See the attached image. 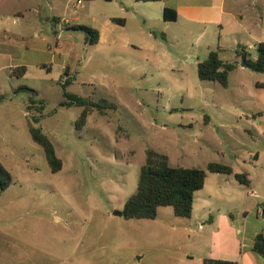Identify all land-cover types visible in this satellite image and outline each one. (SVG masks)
<instances>
[{
    "label": "rangeland",
    "instance_id": "1",
    "mask_svg": "<svg viewBox=\"0 0 264 264\" xmlns=\"http://www.w3.org/2000/svg\"><path fill=\"white\" fill-rule=\"evenodd\" d=\"M90 1L0 0V164L12 179L0 192V264H202L212 228L169 206L155 219L113 212L135 192L148 149L171 167L206 171L214 162L264 173V73L237 65L223 87L201 81L187 60L155 69L153 39L129 40L137 48L120 39L115 49L89 44L86 33L68 28L88 23ZM231 3L243 21L223 35L219 57L227 62L239 60L238 44L264 41V0ZM206 43L193 36L186 44L200 52ZM21 66L25 73L14 74ZM64 91L96 104L82 126V107L63 105ZM30 123L53 144L58 172L32 141ZM217 176L206 171L202 191L213 218L225 209L214 194Z\"/></svg>",
    "mask_w": 264,
    "mask_h": 264
},
{
    "label": "crops",
    "instance_id": "2",
    "mask_svg": "<svg viewBox=\"0 0 264 264\" xmlns=\"http://www.w3.org/2000/svg\"><path fill=\"white\" fill-rule=\"evenodd\" d=\"M234 8L231 0H157L152 2L91 0L85 10L88 23L84 26H89L98 32L96 43H108L113 49L119 45L118 39L125 48H137L146 44L147 40L153 39L154 47L151 51L161 56V61L154 65L155 69L159 70L161 67L173 69L186 60L197 65L210 51L217 50L218 53L223 51L224 33H228L229 27H234L235 31H238L242 26L243 17L236 15L233 12ZM164 9L173 10L176 14L175 20H164ZM113 19L121 21L116 22ZM3 31L8 33L5 29ZM193 36L206 40L204 50L197 52L189 49L186 43ZM160 39L164 44L160 42ZM129 40H138L137 42L143 43L136 44ZM259 42L264 41H257L256 44ZM256 44L242 45L244 52L251 53L254 57ZM172 53L184 60L181 59L180 62H177L179 59L173 60ZM233 62L245 68L240 57L238 61ZM66 79L69 80V77H65L62 81ZM232 169L236 173H245L249 184L238 183L232 175L215 173L219 176H217L218 185L214 194L222 201L225 209L221 211L220 207L217 208L214 218L207 216L211 210V198L208 194L202 193L206 184L204 183V187L194 193L189 219H195L201 229L212 228L214 234L213 243L201 260L216 259L231 261L235 264H264V256L255 251L258 236L260 234L264 236V214L260 215L257 211L261 199L264 198V173H248L244 169L237 170L233 167ZM252 198H255L256 202H252ZM197 200L201 201V207L195 210ZM227 206L236 208L229 209ZM231 210H236L238 215L241 214V218L230 217L228 214Z\"/></svg>",
    "mask_w": 264,
    "mask_h": 264
},
{
    "label": "trees",
    "instance_id": "3",
    "mask_svg": "<svg viewBox=\"0 0 264 264\" xmlns=\"http://www.w3.org/2000/svg\"><path fill=\"white\" fill-rule=\"evenodd\" d=\"M152 2L157 0H138ZM169 12L171 13L169 15ZM164 20H175L176 14L173 10L164 9ZM120 22V19H113ZM68 29L81 30L87 34L86 41L95 44L98 41V32L84 25H73ZM237 55L245 63L246 68L253 72L264 73V42H259L255 47V56L244 52V47L236 49ZM237 62H225L219 57L217 50L210 51L206 58L197 64V74L201 81L217 82L226 87L229 73L235 69ZM26 71L24 66L13 70V73L23 75ZM69 83L66 79L62 86ZM264 87V84L258 85ZM29 90L28 88H23ZM33 95L36 92L30 90ZM68 100L63 105H75L82 107L80 118L77 122L82 126L89 113L96 106L87 98L79 97L64 91ZM30 105L28 106L29 109ZM36 123L37 118L32 117ZM29 134L33 142L42 147L47 164L52 173L62 168V161L55 154L54 146L50 140L41 132L40 127L29 124ZM206 171L232 175L242 185H248L249 180L245 173H236L232 167L225 164L210 162ZM206 171L200 168L171 167L168 157L154 150L146 151L145 163L141 166L135 192L126 200L122 213L127 219H155L158 208L169 206L176 217L190 218L193 208L194 193L204 187ZM10 173L0 164V192L11 184ZM255 251L264 256V242H256ZM202 264H235L231 261L204 259Z\"/></svg>",
    "mask_w": 264,
    "mask_h": 264
},
{
    "label": "built area",
    "instance_id": "4",
    "mask_svg": "<svg viewBox=\"0 0 264 264\" xmlns=\"http://www.w3.org/2000/svg\"><path fill=\"white\" fill-rule=\"evenodd\" d=\"M83 2V0H76V4L77 5H81ZM255 50V49H254ZM253 196H256L258 197L256 194L254 193H251ZM257 211L258 213L261 215V214H264V198L261 199V202L259 203L258 207H257Z\"/></svg>",
    "mask_w": 264,
    "mask_h": 264
},
{
    "label": "water",
    "instance_id": "5",
    "mask_svg": "<svg viewBox=\"0 0 264 264\" xmlns=\"http://www.w3.org/2000/svg\"><path fill=\"white\" fill-rule=\"evenodd\" d=\"M243 66L246 67L245 63H243ZM113 214H114L115 216H118V217H124L123 213L120 212V211H114ZM257 241H258V242H262V241H264V239H262V237L259 236V237L257 238Z\"/></svg>",
    "mask_w": 264,
    "mask_h": 264
}]
</instances>
